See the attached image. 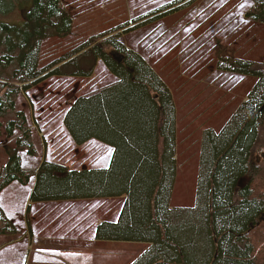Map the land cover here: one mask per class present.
<instances>
[{
	"label": "trees",
	"instance_id": "16d2710c",
	"mask_svg": "<svg viewBox=\"0 0 264 264\" xmlns=\"http://www.w3.org/2000/svg\"><path fill=\"white\" fill-rule=\"evenodd\" d=\"M27 1L20 24L0 20V117L14 115L4 123L13 139L0 194L13 181L26 185L34 178L31 202L125 195L116 220L96 225L94 237L150 244L130 264H264V156L256 162L254 155L264 150V55L218 58L220 70L256 79L219 130H202L194 204L171 207L176 110L166 83L111 32L42 64L43 42L69 35L72 19L61 0ZM251 1L246 18L264 24V0ZM84 55L87 69L78 62ZM98 62L119 86L105 98L78 104L82 117L74 115L67 131L77 145L97 139L111 146L109 165L77 170L44 159L34 171L24 169L20 152L33 155L35 149L27 116L16 108L18 96L50 75L93 76ZM1 235L12 242L23 233L0 206Z\"/></svg>",
	"mask_w": 264,
	"mask_h": 264
},
{
	"label": "rangeland",
	"instance_id": "374dc122",
	"mask_svg": "<svg viewBox=\"0 0 264 264\" xmlns=\"http://www.w3.org/2000/svg\"><path fill=\"white\" fill-rule=\"evenodd\" d=\"M61 2L72 15L71 33L43 42L42 64L71 54L85 42H91L92 36L107 32L120 34L121 41L128 47L144 55L149 63H154L158 76L170 86L176 101L178 177L173 205L192 206L200 133L204 128L219 130L245 99L256 79L220 70L217 60L220 57L260 60L264 55V24L250 21L245 16L251 1ZM29 4L27 0H0V20L20 24L23 19L21 7L26 6V11ZM158 9L161 13L156 12ZM88 59L89 55H84L78 61L84 69L89 68ZM51 76L33 85L29 91L22 92L16 101V108L23 110L27 116L35 149L32 156L27 155L25 150L20 153L23 167L34 171L42 159L63 162L69 167H92L93 159L104 157L108 145L97 139L77 145L66 127L70 120L83 114L78 104L80 107L87 100H96L106 93L110 95L119 84H112L116 79L101 62L91 77ZM94 108V105L90 106V110ZM13 116L8 114L0 118L4 122ZM7 144L0 145V171L7 161ZM254 155L255 161L259 162L264 150H258ZM32 181L33 178L27 185L15 181L1 192L0 206L22 233H28L30 229L32 236L30 234L1 248L0 264H109L107 258H102L100 254H95L90 260L87 255L80 256V252L58 249L51 252L40 244L50 238L52 245L60 247L66 243L68 249L70 246H87H80L79 243L92 242L93 227L97 221L114 216L115 210L108 206L110 203L102 199H87L29 205L27 200ZM10 238L1 235L0 245Z\"/></svg>",
	"mask_w": 264,
	"mask_h": 264
},
{
	"label": "crops",
	"instance_id": "0c3cea01",
	"mask_svg": "<svg viewBox=\"0 0 264 264\" xmlns=\"http://www.w3.org/2000/svg\"><path fill=\"white\" fill-rule=\"evenodd\" d=\"M251 1V0H250ZM251 5H252V1H251ZM250 5V6H251ZM161 9H158L156 12H160ZM68 11V10H67ZM69 12V11H68ZM70 13V12H69ZM157 13V14H159ZM71 15V14H70ZM72 16V15H71ZM72 19V17H71ZM252 21V20H250ZM247 33V32H246ZM248 37L250 36L248 33H247ZM144 59L145 56L142 55L141 53H139ZM246 59V58H244ZM147 60V59H146ZM147 63L152 67V69L156 72V74L158 75V71L156 70V68L154 67L155 64L154 63H149L147 61ZM100 66V62L97 63V67L98 68ZM154 67V68H153ZM97 70V69H96ZM95 70V71H96ZM158 72V73H157ZM95 73V72H94ZM94 75V74H93ZM92 76V75H91ZM90 76V77H91ZM51 77H57V78H61V77H70V76H51ZM160 77V76H159ZM73 78V77H71ZM161 78V77H160ZM163 81L164 79L161 78ZM165 82V81H164ZM166 83V82H165ZM112 84H119V80L116 79V81ZM254 84V83H253ZM167 85V83H166ZM168 86V85H167ZM33 87V86H32ZM31 87V88H32ZM31 88H29L27 91H29ZM168 88L170 89V92L172 94V98H173V101H174V105L176 106V101H175V97H174V94L170 88V86H168ZM26 91V92H27ZM106 96H109L108 93H106L103 98H105ZM247 96V95H246ZM246 99V97H245ZM244 99V100H245ZM243 100V101H244ZM89 101V100H87ZM175 110H176V107H175ZM235 111V110H234ZM233 111V112H234ZM7 116V115H6ZM5 117V116H4ZM3 118V117H2ZM2 118H0V122H1V129H0V145L3 144L2 146H4L5 144H10L12 139L13 138H8L6 136V133H5V130H4V123L9 119H6L4 122L2 121ZM176 119H177V110H176ZM227 121V120H226ZM67 128V127H66ZM205 129V128H204ZM67 130V129H66ZM177 128L175 126V148H174V160H175V177H174V183H173V188H172V193H171V197H170V206L171 207H174L173 205V202L175 200V197H176V193L174 192V189H175V185H176V182H177V177H178V169H177V142H178V137H177ZM216 131V130H215ZM201 134V133H200ZM6 141V142H5ZM7 144V145H8ZM6 145V146H7ZM107 145V144H106ZM6 146H5V152H6ZM109 148H105V151H104V157H101L99 156L97 159H93V165L92 167H89V168H105L109 165V162H110V159H111V156H112V153H113V148L111 146L108 145ZM200 148V147H199ZM199 151V150H198ZM23 151H21L20 153L22 154ZM27 155H30L26 152ZM32 156V155H31ZM21 157V164H22V167H23V163H22V156L20 155ZM43 160V159H42ZM41 160V161H42ZM47 160V159H46ZM41 161H39L36 166H35V169L39 166V164L41 163ZM49 161H52V160H49ZM56 162V161H54ZM57 163H60L62 165H65L66 167L70 168V169H83L82 167L79 168V167H69L66 163H63V162H57ZM24 168V167H23ZM86 168V167H85ZM24 169H27L26 167ZM196 178H197V175H196ZM15 182V181H13ZM12 182V183H13ZM34 178H33V181L31 183V189H30V192H29V197H28V200L27 202L29 203V205L31 204H34V203H39V202H31L30 201V193H31V190L33 188V185H34ZM10 183V184H12ZM19 183V182H18ZM9 184V185H10ZM29 184V183H28ZM8 185V186H9ZM27 185V184H26ZM6 188V187H5ZM3 191V190H2ZM1 191V192H2ZM1 195V194H0ZM100 199V198H99ZM125 199V195H122L120 197H114V198H102V200H106L108 201V206L109 208H111L112 210H115V213H114V216L110 219H102L100 221H97V223L94 225V229H95V226L98 225L100 222L104 221V220H110V221H115L116 220V217H117V214L119 212V209L123 203ZM83 200H87V199H83ZM94 199H92L93 201ZM72 201H78V200H68L67 202H72ZM59 202H62V201H59ZM112 205H114V208H112ZM3 209V208H2ZM5 212V211H4ZM6 214V212H5ZM7 215V214H6ZM8 216V215H7ZM8 218L12 221V219L8 216ZM13 222V221H12ZM94 229H93V233H92V242L90 243H85V242H80V246H84V245H87L85 247H82V248H78V247H71L70 246V249H68L66 247V243H64V245L60 246V247H63V248H60L58 245H52V239H44L40 246L43 248H46L45 250L47 251H51V252H54L53 249H58V250H61V251H68V250H73L74 252H80V256H83L85 257L86 255L88 256V258L90 260H92V256H94L95 254H100L102 256V258H107L108 260V263L109 264H130L133 260H135L138 256H140L144 251H146L148 249V247L150 246V244L148 243H144V242H126V241H108V240H97L95 237H94ZM31 234L32 236V232L30 231L29 229V232H23V236L20 240L24 239V238H27L29 235ZM17 241H12V242H4L3 244L0 245V249L1 248H4L6 247L7 245L9 244H12V243H15ZM68 243V242H67ZM101 246V248L99 247ZM103 262V260H101ZM104 264V262H103Z\"/></svg>",
	"mask_w": 264,
	"mask_h": 264
}]
</instances>
